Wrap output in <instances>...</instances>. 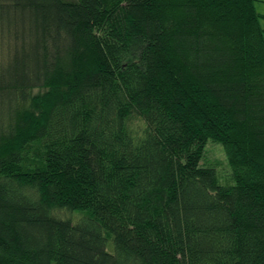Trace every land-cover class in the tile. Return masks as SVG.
I'll return each instance as SVG.
<instances>
[{
  "label": "trees",
  "instance_id": "trees-1",
  "mask_svg": "<svg viewBox=\"0 0 264 264\" xmlns=\"http://www.w3.org/2000/svg\"><path fill=\"white\" fill-rule=\"evenodd\" d=\"M260 19L0 0V264H264Z\"/></svg>",
  "mask_w": 264,
  "mask_h": 264
},
{
  "label": "rangeland",
  "instance_id": "rangeland-1",
  "mask_svg": "<svg viewBox=\"0 0 264 264\" xmlns=\"http://www.w3.org/2000/svg\"><path fill=\"white\" fill-rule=\"evenodd\" d=\"M255 9L257 13L262 15L264 17V0H256L254 2ZM261 25L264 28V18L263 21H261ZM40 90H35L34 92H39ZM206 154L205 156L208 158V160L219 163V167L221 171L224 173H227V165H226V159L225 154L223 151V148L215 143H208L206 145ZM72 218H75L74 216Z\"/></svg>",
  "mask_w": 264,
  "mask_h": 264
},
{
  "label": "crops",
  "instance_id": "crops-1",
  "mask_svg": "<svg viewBox=\"0 0 264 264\" xmlns=\"http://www.w3.org/2000/svg\"><path fill=\"white\" fill-rule=\"evenodd\" d=\"M256 0H254V2H255ZM255 6V5H254ZM257 12V11H256ZM259 14V13H258ZM260 15V14H259ZM261 16V19H260V24H261V21H263V16L262 15H260ZM261 27H262V25H261ZM263 28V27H262ZM264 29V28H263Z\"/></svg>",
  "mask_w": 264,
  "mask_h": 264
}]
</instances>
